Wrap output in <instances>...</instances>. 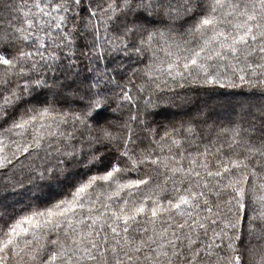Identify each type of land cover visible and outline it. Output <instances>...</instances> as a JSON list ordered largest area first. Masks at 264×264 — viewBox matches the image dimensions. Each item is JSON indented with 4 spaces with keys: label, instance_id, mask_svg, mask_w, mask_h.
I'll use <instances>...</instances> for the list:
<instances>
[{
    "label": "snow or ice",
    "instance_id": "obj_1",
    "mask_svg": "<svg viewBox=\"0 0 264 264\" xmlns=\"http://www.w3.org/2000/svg\"><path fill=\"white\" fill-rule=\"evenodd\" d=\"M0 264H264V0H0Z\"/></svg>",
    "mask_w": 264,
    "mask_h": 264
},
{
    "label": "trees",
    "instance_id": "obj_2",
    "mask_svg": "<svg viewBox=\"0 0 264 264\" xmlns=\"http://www.w3.org/2000/svg\"><path fill=\"white\" fill-rule=\"evenodd\" d=\"M234 99H240V97ZM213 111L220 119H224L227 116V106L223 105L222 102L214 105Z\"/></svg>",
    "mask_w": 264,
    "mask_h": 264
}]
</instances>
